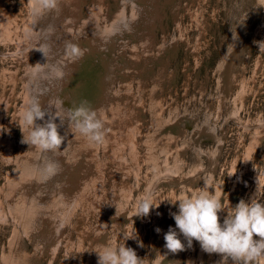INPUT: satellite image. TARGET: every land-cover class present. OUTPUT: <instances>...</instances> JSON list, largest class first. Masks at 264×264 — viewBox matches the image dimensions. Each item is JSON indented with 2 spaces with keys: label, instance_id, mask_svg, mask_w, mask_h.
Returning <instances> with one entry per match:
<instances>
[{
  "label": "rangeland",
  "instance_id": "1",
  "mask_svg": "<svg viewBox=\"0 0 264 264\" xmlns=\"http://www.w3.org/2000/svg\"><path fill=\"white\" fill-rule=\"evenodd\" d=\"M124 1L58 0L61 6L41 12L34 43L28 36L35 30V25L28 26L33 23L32 0H0V264H11L9 258L18 256L21 264H97V251L124 244L135 250L140 264H172L178 257L166 259L173 253L164 247L163 236L170 226L175 228L170 212L178 210V202L169 201L198 194L208 178L206 190L222 201L221 223L242 199L264 203V44L258 46L264 42V0H153L146 16L137 17L130 1ZM123 14L128 16L126 23L136 21V31L125 30L126 44L120 40L111 54L109 95L102 94L104 100L95 107L105 125L104 141L90 143L68 126L61 134L69 138L63 157L69 172L65 176L73 182L67 184V196L59 182L48 193L50 218L63 220L59 229L51 230L49 241L38 243L34 218L19 204L20 194L15 197L10 189L15 178L25 176L36 155H45L21 143L19 127V115L33 92L27 73L40 58L42 26L49 21H58L64 30L73 26L71 40L67 34H59L64 41L56 37L63 54L69 41L79 45L87 40L92 47L94 40L105 43L106 31ZM244 14L250 15L254 25L238 52L242 56L233 58L226 74L224 68L238 37L237 16ZM96 48L98 63L105 47ZM47 56L45 62L52 59ZM212 126L220 143L211 137ZM63 178L62 174L61 183ZM149 191L157 206L161 202L158 209L147 217L134 216L136 201ZM125 236L137 238L125 240ZM180 239L185 249L178 264H222L220 254L204 252L195 240L188 247L182 235ZM257 264H264V257Z\"/></svg>",
  "mask_w": 264,
  "mask_h": 264
},
{
  "label": "clouds",
  "instance_id": "2",
  "mask_svg": "<svg viewBox=\"0 0 264 264\" xmlns=\"http://www.w3.org/2000/svg\"><path fill=\"white\" fill-rule=\"evenodd\" d=\"M56 6L57 0H33L31 13L35 17L43 11L55 9ZM121 23L125 28L128 27L124 21ZM261 44L264 42H259L258 46ZM40 51L44 55L43 50ZM65 54L73 60L83 55L79 47L71 42L66 44ZM43 65L37 63L33 66L28 74L30 82L47 78L50 74H54L55 78H62L61 68L53 66L48 73H45ZM39 95L38 91L32 92L19 115V127L23 134L21 143L28 144L43 153L56 152L60 150L65 140V136L58 131L65 122L69 128H74L75 132L86 138L88 142L103 143L106 131L104 122L96 110L86 106V101L79 106L66 108L64 114L61 115V109L65 108L63 101L44 107L41 105ZM57 118H59V124L56 122ZM37 121L42 123H37ZM205 123L207 124V121ZM25 130H27V135H25ZM209 131L214 133L215 128H209ZM58 167L55 160H47L38 168L40 178L46 181L55 176ZM206 189L207 182L198 194L187 196L176 202L169 201L174 205L178 202V210L170 212L175 221V228L170 226L164 233V247L171 253L183 251L185 244L180 239L182 235L188 247H191L195 240L199 242L204 252L220 254L222 264H227L228 261H231V264H257V261L264 257V203L253 199L250 201L242 199L230 211H227L221 223L218 214L224 210L222 201L209 194ZM159 205L153 202V193L149 191L136 201L134 216L147 217ZM156 232L160 233L161 229L156 228ZM124 238L128 240L137 237L125 236ZM96 253L97 264H140V258L135 250L126 247L125 244L119 247L105 246Z\"/></svg>",
  "mask_w": 264,
  "mask_h": 264
},
{
  "label": "bare ground",
  "instance_id": "3",
  "mask_svg": "<svg viewBox=\"0 0 264 264\" xmlns=\"http://www.w3.org/2000/svg\"><path fill=\"white\" fill-rule=\"evenodd\" d=\"M58 1V0H57ZM62 1V0H61ZM118 1V0H117ZM127 1H130V5L133 6V11L135 12L134 16L137 17L139 15L142 16H146V13L148 12V10L150 9V3L153 0H125L123 3L126 4ZM155 1V0H154ZM159 1V0H158ZM222 1V0H221ZM220 1V2H221ZM224 1V0H223ZM256 1V0H255ZM254 1V2H255ZM157 2V1H156ZM161 2V1H160ZM219 2V3H220ZM239 2V0H238ZM246 2V1H245ZM253 2V3H254ZM257 2V1H256ZM84 3V2H83ZM82 3V6L84 7ZM88 3V2H87ZM235 3V2H234ZM248 3V2H247ZM261 3V1H260ZM227 4V3H225ZM229 4V3H228ZM32 5H33V0H32ZM58 6H61V2L57 4ZM101 5V4H100ZM123 5V4H122ZM223 5V4H222ZM255 5V4H254ZM264 5V4H263ZM118 6V5H117ZM158 6V4H157ZM225 7V5H223ZM238 6V5H237ZM240 6V5H239ZM258 6V5H257ZM29 7V6H28ZM82 7V9H83ZM125 7V6H124ZM156 7V6H155ZM222 7V6H221ZM230 7V6H229ZM236 7V6H235ZM234 7V9H235ZM253 7V6H252ZM256 6H254L255 8ZM260 7V6H259ZM159 9V8H158ZM163 9V8H162ZM165 9V8H164ZM237 9V8H236ZM240 9V8H239ZM257 9V7H256ZM161 10V7H160ZM168 10V9H167ZM166 10V11H167ZM192 10V9H191ZM238 10V9H237ZM244 10V9H243ZM80 11V9H79ZM84 11V10H83ZM88 12V11H87ZM157 11L155 10V13ZM162 12V10H161ZM245 12V11H244ZM258 12V11H257ZM154 13V14H155ZM158 13V12H157ZM163 13V12H162ZM161 13V14H162ZM247 13V12H246ZM79 14V13H78ZM166 14V13H165ZM41 13L38 16H33V23H31L30 25H28L29 27H32L33 25H35V30L34 31H29L28 32V36L29 38L33 41L34 40V36H36L38 29H36V27L39 25L40 26V21H38V18H40ZM101 15V14H100ZM99 15V16H100ZM156 15V14H155ZM98 16V20L99 19ZM258 16V15H257ZM83 17V16H82ZM134 17V19H135ZM154 17V16H152ZM87 18V17H85ZM157 18V17H155ZM81 19V18H80ZM125 19V23L128 22V16H126L125 14H123V17H118L112 24V27L106 31V35H105V40L106 42H98L97 44V40H94L93 42H95V44L92 46H90L91 44L87 41L84 40V43H80L79 45L75 44L74 42L71 41V43L77 45L79 47V49L82 51L83 55L76 59L73 60L71 58H69L65 53H59V49L61 50V46L59 47V42L56 39L57 36H60L59 34H63L69 37L68 40H71V32H72V27H69L67 30H64L63 27L64 25H59L58 21H49L45 27L44 25L42 26L44 29L43 30V40H41L40 44L38 45L40 49L38 50H43L44 55L48 56L46 58L52 57V59L47 60V62L44 61V55L43 53L40 51L38 55H40L39 61L38 63L40 64H44L42 67L45 70V73L49 72V69L53 66L55 67H59L62 69L63 71V76L62 78H55L54 74H50L47 76V78H41V79H37V80H33L30 83L29 86H31V90L34 91H38L40 93L39 95V99L41 102V105L44 107H48L50 104L51 105H56L58 104L60 101H63V106L65 108L61 109V115L64 114V111L66 108H71V107H76L79 106L82 102H87L86 106L91 107L92 109L96 110L95 107H97L99 101L102 99L104 100V98H102V94H104L105 92L107 93L109 90L108 88V82L111 81L110 78V74L111 72L109 71L108 66L110 67V65L112 66V57L111 54H115L114 50L116 49V46L120 43V40L124 39V41H122V44L125 43L126 44V38H122V34L123 32L126 31H133V29H135V22H130L129 19V23H127L128 27L125 28L123 23H121V20ZM132 19V16H131ZM138 20V18H136ZM65 20V19H64ZM133 20V19H132ZM80 21V20H78ZM139 21V20H138ZM149 21V20H147ZM153 21V20H151ZM149 21V22H151ZM163 21V20H162ZM12 22V21H11ZM99 22V21H98ZM147 22V23H149ZM156 22V21H153ZM160 22V21H159ZM77 23V22H76ZM81 23V22H80ZM139 24V22H137ZM157 23V22H156ZM195 23V22H194ZM262 23V22H261ZM150 24V23H149ZM202 24V23H201ZM77 25V24H76ZM100 25V23H99ZM236 25V31H235V35H238V37L235 38L234 40V44L233 47H231L225 68H224V72L226 74L229 73V70L232 66L233 63V58L237 59L239 57H241L242 55H240L238 52L242 49V44L245 43L246 39H249V33H251L252 31V26L254 25V20H250V15L248 14H244L241 17L237 16V22L235 23ZM263 25V24H262ZM86 26V25H85ZM101 26V25H100ZM164 26V24H163ZM59 27V28H58ZM88 27V26H87ZM134 27V28H133ZM67 28V27H66ZM85 28V27H84ZM254 28V27H253ZM262 28V27H261ZM260 28V29H261ZM58 29V30H57ZM94 29V28H93ZM96 29V28H95ZM152 29V28H151ZM141 30V29H140ZM254 30V29H253ZM12 31V30H11ZM40 31V30H39ZM81 31H83L81 29ZM89 31V30H88ZM99 31V30H97ZM156 31V29L154 30ZM90 32V31H89ZM96 32V31H94ZM134 32V31H133ZM151 32V31H150ZM257 32V31H256ZM255 32V33H256ZM85 33V32H84ZM79 34L81 35V33L79 32ZM93 34V33H92ZM96 34V33H95ZM126 34V33H124ZM138 34V33H137ZM136 35V34H135ZM127 36V34L125 35ZM137 36V35H136ZM255 37V34L253 35ZM257 36V35H256ZM88 37V36H87ZM96 37V35H95ZM129 37V36H128ZM40 38V37H39ZM60 38H62V36H60ZM77 38V37H75ZM101 38V37H100ZM16 39V38H15ZM63 39V38H62ZM130 39V38H129ZM253 39V38H252ZM38 40V39H37ZM67 40V41H68ZM76 40V39H74ZM102 40V39H101ZM64 41V39H63ZM35 43V40L33 41ZM70 42V41H69ZM156 42V41H155ZM68 43V42H67ZM139 43V42H137ZM143 43V42H142ZM64 44V43H63ZM156 44V43H155ZM30 45V44H29ZM28 45V46H29ZM66 45V43L64 44ZM63 45V47H64ZM96 45L97 47L102 48V46L105 47V50L103 52H101V54L103 53L104 58L102 56H98V63L95 62V54L100 53L96 51ZM130 45V44H129ZM125 46L126 45H122ZM62 47V48H63ZM95 47V48H94ZM132 47V46H131ZM135 48V47H134ZM133 48V49H134ZM139 48V47H138ZM103 49V48H102ZM140 49V48H139ZM63 50V49H62ZM64 51V50H63ZM128 51V49H127ZM140 51V50H139ZM245 51V50H244ZM155 52V51H154ZM19 54V53H18ZM129 54V53H128ZM246 54V52L244 53ZM123 56V55H122ZM124 58V57H123ZM247 58V57H246ZM115 59V56H114ZM54 61H56L54 63ZM122 62V61H121ZM240 64V63H239ZM114 66V65H113ZM128 70V69H127ZM126 70V71H127ZM109 71V72H108ZM113 71V70H112ZM106 72H108V75H106ZM128 73V72H127ZM29 74V73H27ZM26 74V76H27ZM115 73H113L112 75L114 76ZM115 77V76H114ZM235 77V75H234ZM28 78V76H27ZM113 79V78H112ZM29 80V79H28ZM114 80V79H113ZM130 80V79H129ZM203 81V80H202ZM243 81V80H242ZM150 82V81H149ZM236 82V80H235ZM238 82V80H237ZM236 82V83H237ZM28 83V82H27ZM113 83V82H112ZM118 83V82H116ZM125 83V82H124ZM123 83V84H124ZM128 83V82H127ZM130 84V82H129ZM151 84V83H150ZM241 84V83H239ZM28 85V84H27ZM113 85V84H111ZM28 86V87H29ZM110 86V85H109ZM245 86V85H244ZM27 87V88H28ZM149 87V86H148ZM163 87V86H162ZM235 87V86H234ZM111 88V87H110ZM129 87H127L128 90ZM30 89V88H29ZM28 89V90H29ZM240 89V88H239ZM239 89L237 91H239ZM123 90V89H122ZM121 90V91H122ZM125 90V88H124ZM208 90V89H207ZM233 90V89H232ZM231 90V91H232ZM113 91L115 92V90L113 89ZM131 91V90H129ZM142 91V89H141ZM245 91V90H244ZM133 92V91H132ZM140 92V91H139ZM165 92V91H164ZM109 93V92H108ZM107 93V94H108ZM116 93V92H115ZM136 93V92H135ZM210 93V92H209ZM105 94V98L109 95ZM111 94V92H110ZM140 94V93H139ZM218 94V93H217ZM232 94V93H231ZM204 95V94H203ZM211 95V94H210ZM138 93L136 98L138 97ZM206 96V95H205ZM230 97V96H229ZM28 98V97H27ZM102 98V99H101ZM145 98V97H144ZM165 98V97H164ZM187 98V97H186ZM216 98V97H214ZM138 99V98H137ZM161 99V98H160ZM159 99V100H160ZM189 99V98H188ZM230 99V98H229ZM146 100V99H145ZM144 100V102H145ZM162 100V99H161ZM191 100V99H189ZM108 101V100H107ZM110 101V100H109ZM148 101V100H146ZM192 101V100H191ZM233 101V100H232ZM236 101V100H235ZM111 102V101H110ZM108 102V103H110ZM167 102V101H166ZM107 103V102H105ZM146 103V102H145ZM163 103V101H162ZM165 103V102H164ZM190 103V101H189ZM147 104V103H146ZM159 104V103H158ZM166 104V103H165ZM164 104V105H165ZM218 104V103H217ZM236 104V102H235ZM108 105V104H107ZM188 105V104H187ZM233 105V104H232ZM102 106V105H101ZM114 106V104H113ZM142 106V105H141ZM144 106V105H143ZM146 106V105H145ZM144 106V107H145ZM209 106V105H208ZM236 106V105H235ZM103 107V106H102ZM101 107V108H102ZM218 107V105H217ZM179 108V107H178ZM234 108V107H233ZM106 108H104L105 111ZM190 109V108H189ZM99 108L96 110L98 111ZM167 110V109H166ZM217 110V109H216ZM234 109V113H235ZM53 111H55V109H53ZM163 111V110H162ZM183 111V109L181 110ZM198 111V110H197ZM206 111V110H205ZM215 111V109H214ZM100 112V110H99ZM102 112V111H101ZM204 112V111H203ZM229 112V111H228ZM103 113V112H102ZM193 113V112H192ZM107 114V113H106ZM110 114V113H109ZM190 115H192L189 112ZM206 114V113H205ZM215 114V113H214ZM226 114V113H225ZM231 114V113H230ZM237 114V113H236ZM99 115V114H98ZM108 115V114H107ZM201 115V114H200ZM234 115V114H233ZM101 116V114H100ZM164 116V115H163ZM184 116V115H183ZM227 116V115H226ZM232 116V114H231ZM237 116V115H235ZM142 117V116H141ZM193 117V116H192ZM222 117V116H221ZM230 117V116H229ZM47 118V117H46ZM212 118V117H211ZM202 120H203V116H202ZM201 120V121H202ZM214 120V119H213ZM224 120V119H223ZM139 121V120H138ZM142 121V120H141ZM251 121V120H250ZM262 121V120H261ZM56 122L59 124V118H57ZM200 122V121H199ZM208 122V121H207ZM211 122V120H210ZM243 122V121H242ZM263 122V121H262ZM261 122V123H262ZM39 123V122H38ZM201 123V122H200ZM199 123V124H200ZM253 123V122H252ZM260 123V122H259ZM150 124V122H149ZM144 125V124H143ZM153 125V124H152ZM211 125V123H210ZM213 125V124H212ZM68 126L67 122H65L64 125H62L61 127H59L58 131L60 132V134L65 133L67 131L68 128H66ZM154 126V125H153ZM216 126V125H214ZM209 127V126H208ZM213 127V126H212ZM200 128V126H199ZM211 128V127H210ZM214 128V127H213ZM217 128V127H216ZM252 129V128H251ZM261 129V128H260ZM209 130V129H208ZM216 131V130H215ZM251 131V130H250ZM254 131V130H253ZM218 132V131H217ZM141 133V132H140ZM211 133V137L213 138H218V142L220 143L221 140L219 139L218 135ZM251 133V132H250ZM258 133V132H257ZM76 136V133H74ZM137 134V133H136ZM217 134V133H216ZM3 135V134H2ZM188 135V134H187ZM260 135V134H259ZM64 136V135H63ZM138 136V135H137ZM207 137V136H206ZM138 140V137H136ZM143 138V135H142ZM189 138V137H188ZM204 138V137H203ZM3 139V138H2ZM69 138H67L65 136V140L64 143L61 145L60 150H57L56 152H46L45 155L40 156V155H36V157L34 158L36 161L31 162L29 164V166L26 168V170L24 171L25 176L24 177H20V178H15L13 185L11 186V193H14V196L16 197L18 194H20V198H19V204L23 207V209H25V211L29 212V215L32 216V218H34V224L36 226L37 229H39V232L36 233L37 237V242H47L49 241V239L51 238L50 234L52 233L51 230L53 229L54 231L56 229H59L60 225H61V221L63 220H53L52 218H50L49 213L51 212L48 209L47 202L49 200V195L48 193L52 190V188L56 185V183L59 182L60 184V190L62 192L63 195H68V188L69 186H67L68 182H73L72 178L68 175L65 176L66 174H68L69 172L64 168V152H65V145L66 143H68ZM194 140V139H193ZM204 141V140H202ZM141 142V140H140ZM139 142V143H140ZM203 143V142H202ZM201 143V144H202ZM204 144V143H203ZM138 145V144H137ZM180 145V144H179ZM205 145V144H204ZM194 146V145H193ZM128 147V146H127ZM203 147V145L201 146ZM101 148V147H100ZM110 148V147H109ZM197 149V148H196ZM127 150V149H126ZM199 150V149H198ZM17 151V150H16ZM15 151V152H16ZM125 151V150H124ZM67 154V152H66ZM200 154V153H199ZM203 154V153H202ZM188 155V154H187ZM205 155V154H204ZM40 158H39V157ZM159 156V154H158ZM207 156V155H206ZM13 157V156H12ZM186 158V156H184ZM42 158V159H41ZM102 158V157H101ZM208 158V157H206ZM55 160L58 163V172L55 176L51 177L48 180H42L40 178L39 172H38V168L42 165V163L46 162L47 160ZM203 159V158H202ZM204 161V160H203ZM12 162V160H11ZM171 162V161H170ZM216 161L213 163L215 164ZM184 164V163H183ZM116 165V163H115ZM140 170V169H139ZM162 170V169H161ZM59 171H61V173L63 174V182L61 183L59 181V177L62 175L61 173H59ZM175 171V170H174ZM143 172V171H141ZM140 172V173H141ZM185 172V171H184ZM139 173V174H140ZM174 174V173H173ZM107 174H105L106 176ZM105 178V177H104ZM200 178H202L200 176ZM106 180V179H105ZM104 180V181H105ZM201 181V179H200ZM175 182H179V180H176ZM206 182H210V180L208 178H206ZM202 183V181H201ZM110 184V183H109ZM220 185V184H219ZM221 186V185H220ZM214 187V186H213ZM186 188V187H185ZM181 189V188H180ZM179 189V190H180ZM214 190V188H213ZM175 191V190H174ZM196 191V190H195ZM54 192V191H53ZM108 192V191H107ZM197 192V191H196ZM52 194V193H51ZM197 194V193H196ZM177 195V194H176ZM56 196V195H55ZM107 196V195H106ZM109 197V196H108ZM105 199V197H104ZM106 200V199H105ZM8 203V202H7ZM161 203V202H160ZM11 204V203H10ZM14 204V203H13ZM16 204V203H15ZM12 205V204H11ZM9 206V205H8ZM14 206V205H12ZM20 206V207H21ZM81 206V205H80ZM18 205V208H20ZM17 208V205H16ZM115 208V207H114ZM21 209V208H20ZM19 209V210H20ZM158 209V208H157ZM16 210V209H15ZM18 210V211H19ZM22 210V209H21ZM86 210V209H85ZM17 213H20L18 212ZM24 211V212H25ZM34 211V212H33ZM15 212V211H14ZM16 213V214H17ZM22 213V212H21ZM152 214V213H151ZM227 214V212H226ZM26 217H28L27 215H24ZM18 217L19 214H18ZM27 219L30 220V218L28 217ZM65 221V220H64ZM28 222V220H27ZM174 222V221H173ZM30 223V222H29ZM65 223V222H64ZM24 224V223H23ZM22 224V226H24ZM55 224V225H54ZM57 225V227H56ZM65 225V224H64ZM29 227V224H28ZM109 227V226H108ZM22 230V229H21ZM29 230V228H28ZM166 230V229H165ZM31 231V230H30ZM26 232V231H25ZM49 233V234H47ZM64 235V234H63ZM28 236V235H27ZM164 237V236H163ZM162 238V237H161ZM86 243V241H85ZM34 245V244H33ZM196 246V245H195ZM36 247V246H35ZM135 248V247H134ZM189 249V248H188ZM22 249L20 248V251ZM187 251V250H186ZM202 251V250H201ZM200 251V252H201ZM184 253V252H183ZM182 251L170 254L166 257V259H168L169 257H175L177 256L178 260H179V256H181ZM185 255V254H184ZM189 255V254H188ZM191 256V255H190ZM182 257V256H181ZM91 258V257H90ZM93 258V257H92ZM217 258V257H216ZM219 258V257H218ZM10 261L13 260V262L11 264H21V256H18L16 258L10 257L9 258ZM166 259L163 260V263L166 262ZM178 260H176L174 258V261L172 260V264H178ZM221 261V260H220ZM171 262V261H170ZM194 264V263H193Z\"/></svg>",
  "mask_w": 264,
  "mask_h": 264
}]
</instances>
